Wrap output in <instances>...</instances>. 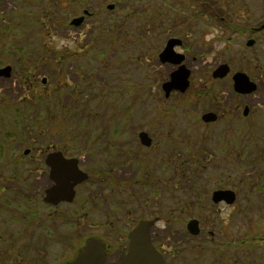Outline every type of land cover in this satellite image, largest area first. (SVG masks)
I'll return each instance as SVG.
<instances>
[{
  "label": "rangeland",
  "instance_id": "rangeland-1",
  "mask_svg": "<svg viewBox=\"0 0 264 264\" xmlns=\"http://www.w3.org/2000/svg\"><path fill=\"white\" fill-rule=\"evenodd\" d=\"M84 8L85 24H69ZM262 24L264 0H0V66H13L0 78V177L15 153L55 143L92 171L81 229L105 236L112 256L126 228L158 216L166 264H264ZM171 37L191 74L166 97L172 67L158 54ZM221 63L230 70L214 78ZM236 71L256 90L236 94ZM210 108L218 118L203 122ZM218 188L235 200L213 202Z\"/></svg>",
  "mask_w": 264,
  "mask_h": 264
},
{
  "label": "flooded vegetation",
  "instance_id": "flooded-vegetation-1",
  "mask_svg": "<svg viewBox=\"0 0 264 264\" xmlns=\"http://www.w3.org/2000/svg\"><path fill=\"white\" fill-rule=\"evenodd\" d=\"M109 5L111 4H108L107 7ZM91 14V11L84 8L80 15L71 18L69 24L77 27L83 26ZM77 17H82L81 22L78 25L71 23ZM182 44L180 40L179 44L174 45V50ZM183 54L185 58L182 63L185 64L191 74V69L185 60L187 55ZM4 66L7 65H2L0 68ZM9 66L11 67L9 75L0 74V78H11L13 66ZM169 66L172 67L171 72L178 67L177 64L171 62H169ZM235 93L246 94L236 91ZM3 103H5V98ZM2 107L4 108V105ZM207 112L214 113L216 119L218 118L217 112L210 108L201 114L200 119L203 122H207L203 119V115ZM48 147L41 152L26 148L21 153H15L13 161L15 168L13 167L9 174L0 177V181H3L0 185V264H69L90 237L99 238L104 242L106 246L104 264H117L120 256L126 252L129 232L139 219L132 226L128 222L125 223L127 227L130 226L125 229L127 230L126 236L118 238L124 240V250L118 252L117 256H112L115 253H110V246L106 242L105 236L98 233L86 235L84 229H81L83 228L81 217H83L84 212L80 208L83 206L81 203H83L84 197L81 196L79 201V192L83 189V184L91 180L92 171L87 167V164L82 163L79 156L64 149L63 146L59 147L53 143ZM9 153L11 155L12 152ZM91 154L93 153L88 152L87 155ZM68 164H71V167L73 164L76 165L77 169L87 175L85 179L73 184L71 194L67 193L69 183L73 182V177L70 179ZM101 170L103 169L99 168L96 175ZM103 171L105 174L109 173L108 169ZM37 178L39 180L36 184H30L31 180ZM26 186L27 188H25ZM6 191H9V195L5 194ZM220 202L223 200L216 203ZM71 203H75L74 208H69ZM142 218L155 219L154 224L149 228L150 240L155 245L154 226L159 217ZM70 227L72 232L69 230ZM156 248L165 261V252L157 246Z\"/></svg>",
  "mask_w": 264,
  "mask_h": 264
},
{
  "label": "water",
  "instance_id": "water-1",
  "mask_svg": "<svg viewBox=\"0 0 264 264\" xmlns=\"http://www.w3.org/2000/svg\"><path fill=\"white\" fill-rule=\"evenodd\" d=\"M108 7L112 8V5ZM81 20L82 17H77L74 18L71 23L78 25ZM261 27H264V24H262ZM253 41L252 39L248 40L247 44H251ZM179 43V38L171 37L167 40L165 47L159 53L162 62L166 61L178 65V67L170 73L169 80L162 83L165 96H168L172 90H179L182 92L189 86L190 71L185 64L182 63L184 54L174 50V45ZM10 69L11 67L9 65L4 66L0 68V74L9 75ZM229 70L230 67L227 63H221L212 71V76L214 78L223 77ZM232 80L233 88L236 92L251 93L256 89V83L244 72L236 71L232 75ZM247 112L248 107H245L243 114L246 115ZM203 119L207 122L213 121L216 119V115L207 112L203 115ZM138 138L143 145L148 146L151 143V138L144 131L138 133ZM72 166L73 167H71V164H68L70 179L73 177V182L71 184L69 183L67 191V193L70 194L72 193L73 184L87 177L86 173L75 167L76 165L73 164ZM235 198V192L231 189H217L212 193V200L214 202L223 200L226 203H232ZM154 221L155 219L149 220L143 218L137 221L129 232L126 252L120 256L117 264H165L162 254L150 240L149 228L154 224ZM187 228L191 233H197L199 231L198 220L190 219L187 222ZM105 252L106 246L104 242L99 238L90 237L69 264H104Z\"/></svg>",
  "mask_w": 264,
  "mask_h": 264
}]
</instances>
